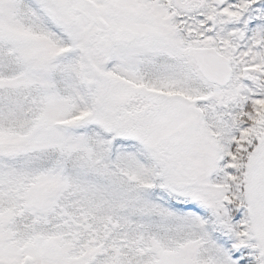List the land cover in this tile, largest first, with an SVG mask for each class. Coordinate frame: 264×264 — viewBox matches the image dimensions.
I'll list each match as a JSON object with an SVG mask.
<instances>
[{
  "label": "snow or ice",
  "instance_id": "1",
  "mask_svg": "<svg viewBox=\"0 0 264 264\" xmlns=\"http://www.w3.org/2000/svg\"><path fill=\"white\" fill-rule=\"evenodd\" d=\"M0 264H264V0H0Z\"/></svg>",
  "mask_w": 264,
  "mask_h": 264
}]
</instances>
